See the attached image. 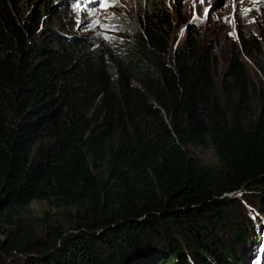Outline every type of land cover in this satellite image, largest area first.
I'll return each mask as SVG.
<instances>
[{
	"label": "trees",
	"instance_id": "trees-1",
	"mask_svg": "<svg viewBox=\"0 0 264 264\" xmlns=\"http://www.w3.org/2000/svg\"><path fill=\"white\" fill-rule=\"evenodd\" d=\"M65 4L0 0V264H264L263 47L218 88L203 42L173 52L164 0L118 48L41 27L71 32Z\"/></svg>",
	"mask_w": 264,
	"mask_h": 264
},
{
	"label": "rangeland",
	"instance_id": "rangeland-1",
	"mask_svg": "<svg viewBox=\"0 0 264 264\" xmlns=\"http://www.w3.org/2000/svg\"><path fill=\"white\" fill-rule=\"evenodd\" d=\"M39 0H19L21 8L25 11V4L34 7ZM224 0H167L165 6L168 8L170 16L174 24H176V34L180 36L183 33V43L200 41L204 42L213 48L209 50L212 63L216 62L215 80L218 88H221V83L224 79V75L228 70L230 61L234 56L235 41L233 39V30L230 26V21L233 20L231 8L228 5L223 4ZM140 3L145 6V0H116V5L113 9L106 13H100L96 17V13L84 14L81 18L79 10H71L65 4L67 10L63 12L66 15L67 24L71 29L80 27L77 34H81V29L84 22L88 20H97L98 26L101 22L118 23L122 29L128 31L123 22H127L131 26V30L136 29L137 16L140 11ZM210 6L212 8L210 9ZM60 9V8H57ZM205 9H208V16L203 19ZM243 10V11H242ZM248 12L242 7L240 11L236 12V17H239L245 22L243 25H239V32L249 34H259L264 37L262 28L264 27V14H260L256 11L252 15V20L247 21L245 19ZM198 16V18H197ZM225 16H228L226 25L224 24ZM254 18L257 20L255 21ZM52 29L56 33H62V28L58 21V17L53 14L49 15L42 23L41 27ZM87 24H85V27ZM88 37L93 38L96 34V28L90 27L88 29ZM231 34V35H230ZM106 44L117 43L120 44L119 38L111 37L105 41ZM264 47V41L262 42ZM252 76L256 79V74L252 71ZM195 154L205 164L210 166H218V158L214 148H196ZM242 193H238L241 197ZM30 211L37 216H43L46 212L54 217L53 224L61 225L64 231H73V228L78 223L77 219L66 217V213L63 210H56L49 205L48 202H35L31 205ZM43 229H39L41 233ZM260 236L264 241V231L260 232ZM264 257V245L260 254L259 260L262 262ZM262 259V260H261Z\"/></svg>",
	"mask_w": 264,
	"mask_h": 264
},
{
	"label": "clouds",
	"instance_id": "clouds-1",
	"mask_svg": "<svg viewBox=\"0 0 264 264\" xmlns=\"http://www.w3.org/2000/svg\"><path fill=\"white\" fill-rule=\"evenodd\" d=\"M166 3L167 0H164V4ZM223 4L228 5L231 8V11L233 10L232 11L233 20L230 21V26L232 27L233 39L235 41L234 51L238 50L241 54V58H240L241 61L243 63H247L249 66L252 67L253 70L260 73V71L255 66L253 60L251 59V57L246 54L244 43L248 42L249 44H252L254 42H257L263 47L262 42L264 41V37H261L259 36V34H255V33L244 34L239 32L238 30L239 25L241 24L243 25L245 22H243L241 18L236 17V12L240 11L243 7L248 12L245 19L251 22L252 20L251 13L254 14L256 11H259L260 14H264V0H224ZM66 5H68L71 10H79L81 14V18L82 16H84V14H90V13H96V17H97L98 14L106 13L111 9H113L116 5V0H107L106 5H102L99 2H91V0H66ZM211 8L212 6H210V9ZM203 12L205 13V11ZM207 16H205L204 14L203 19ZM227 19L228 16H225V20H224L225 25ZM254 20L256 21L257 19L254 18ZM96 21L97 20H88L84 22L82 25L84 27L80 30L81 34H77V31H79L81 27L80 26L76 29H71V32L67 31L65 27L63 28L64 31L62 30V35H64L67 38H70L69 35L75 38H89L87 33L88 29L90 27H94L96 28V34L93 38H89V39L92 40L97 39L101 41L100 45H104L106 47L118 48L125 45V43L129 40L130 37L127 36V32H131V31H125L124 29L121 28V26L118 23L101 22L100 25L98 26V22L94 23ZM123 23H126L127 26L126 21ZM85 24H87L86 27ZM262 33L264 34V27L262 28ZM111 37L119 38L120 44L117 43L106 44L105 41ZM182 43H183V33L180 36H177L176 34V39L173 42V52H175ZM203 44L204 47L207 48V50H211L213 48L212 46H209L204 42Z\"/></svg>",
	"mask_w": 264,
	"mask_h": 264
},
{
	"label": "snow or ice",
	"instance_id": "snow-or-ice-1",
	"mask_svg": "<svg viewBox=\"0 0 264 264\" xmlns=\"http://www.w3.org/2000/svg\"><path fill=\"white\" fill-rule=\"evenodd\" d=\"M91 2H99L100 4H102V5H106L107 4V0H91ZM201 3H203V0H201ZM243 11V10H242ZM205 16H207L208 15V10L207 9H205ZM98 21H96V22H94V23H97ZM231 35V34H230ZM256 264H260V262L259 261H257L256 262Z\"/></svg>",
	"mask_w": 264,
	"mask_h": 264
}]
</instances>
